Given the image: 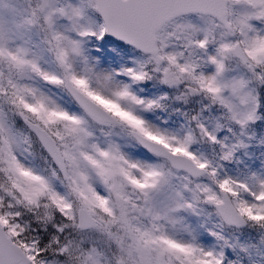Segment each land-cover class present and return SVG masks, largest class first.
<instances>
[{"label": "snow or ice", "instance_id": "1", "mask_svg": "<svg viewBox=\"0 0 264 264\" xmlns=\"http://www.w3.org/2000/svg\"><path fill=\"white\" fill-rule=\"evenodd\" d=\"M0 264H264V0H0Z\"/></svg>", "mask_w": 264, "mask_h": 264}]
</instances>
